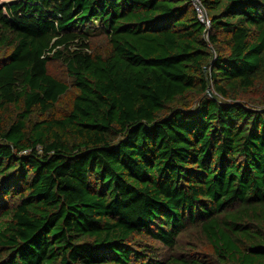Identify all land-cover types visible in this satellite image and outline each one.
Returning a JSON list of instances; mask_svg holds the SVG:
<instances>
[{
  "label": "trees",
  "instance_id": "trees-1",
  "mask_svg": "<svg viewBox=\"0 0 264 264\" xmlns=\"http://www.w3.org/2000/svg\"><path fill=\"white\" fill-rule=\"evenodd\" d=\"M200 1L0 4V264H264V0Z\"/></svg>",
  "mask_w": 264,
  "mask_h": 264
},
{
  "label": "built area",
  "instance_id": "built-area-1",
  "mask_svg": "<svg viewBox=\"0 0 264 264\" xmlns=\"http://www.w3.org/2000/svg\"><path fill=\"white\" fill-rule=\"evenodd\" d=\"M193 3L195 5V8L197 10L199 19L201 22H203L207 27L210 26V20L207 15V11L200 0H193Z\"/></svg>",
  "mask_w": 264,
  "mask_h": 264
},
{
  "label": "water",
  "instance_id": "water-1",
  "mask_svg": "<svg viewBox=\"0 0 264 264\" xmlns=\"http://www.w3.org/2000/svg\"><path fill=\"white\" fill-rule=\"evenodd\" d=\"M209 94H210V96H212L213 98H215V94L211 90L209 91Z\"/></svg>",
  "mask_w": 264,
  "mask_h": 264
},
{
  "label": "rangeland",
  "instance_id": "rangeland-1",
  "mask_svg": "<svg viewBox=\"0 0 264 264\" xmlns=\"http://www.w3.org/2000/svg\"><path fill=\"white\" fill-rule=\"evenodd\" d=\"M12 2V0H2L1 2H0V4H2L3 2ZM209 94V93H208ZM210 95V94H209Z\"/></svg>",
  "mask_w": 264,
  "mask_h": 264
}]
</instances>
